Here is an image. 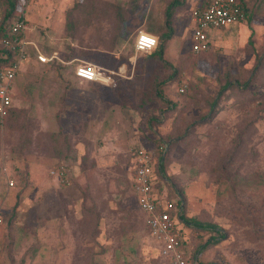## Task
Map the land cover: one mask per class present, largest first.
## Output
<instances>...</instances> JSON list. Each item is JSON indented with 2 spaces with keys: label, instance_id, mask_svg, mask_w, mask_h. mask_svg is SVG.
<instances>
[{
  "label": "rangeland",
  "instance_id": "1",
  "mask_svg": "<svg viewBox=\"0 0 264 264\" xmlns=\"http://www.w3.org/2000/svg\"><path fill=\"white\" fill-rule=\"evenodd\" d=\"M179 1L168 29L173 0H18L9 24L25 16L65 64L25 62L0 122V264H167L134 194L138 149L185 200L186 264H264V0L200 53L184 22L203 0ZM118 2L133 4L119 40ZM141 30L171 33L163 53L136 50Z\"/></svg>",
  "mask_w": 264,
  "mask_h": 264
},
{
  "label": "built area",
  "instance_id": "2",
  "mask_svg": "<svg viewBox=\"0 0 264 264\" xmlns=\"http://www.w3.org/2000/svg\"><path fill=\"white\" fill-rule=\"evenodd\" d=\"M192 20L194 24L192 50L200 53L210 49L209 30L229 27L243 21L245 12L238 0H210L207 5L192 10ZM10 30L16 37L6 38L4 45L8 49L14 50L16 57L0 69L1 123L4 122L13 107V86L25 62L36 57L37 61L41 63H49L55 59L65 63L58 51L48 55L33 39L28 37V22L25 17H20L11 24ZM158 44V36L141 30L137 36L136 50L151 53L158 47ZM93 71H97L109 80L107 74L95 65H81L76 70L79 76L100 80L93 77L91 74ZM180 90L183 92L185 89L181 88ZM52 174L60 178L65 176L61 168L52 170ZM154 174L155 166L152 153L144 149L136 150L133 188L139 207L144 214L146 226L159 243L160 254L166 259L167 264H186L183 228L185 221L181 219L183 207L178 208L176 199L169 198L166 193H161L156 188ZM9 184L13 186L14 181H10Z\"/></svg>",
  "mask_w": 264,
  "mask_h": 264
},
{
  "label": "trees",
  "instance_id": "3",
  "mask_svg": "<svg viewBox=\"0 0 264 264\" xmlns=\"http://www.w3.org/2000/svg\"><path fill=\"white\" fill-rule=\"evenodd\" d=\"M238 1L240 2L241 6H242V8H243V10L245 12V19L247 17L249 18V16H248V8L245 5L244 0H238ZM179 4H180L179 0H173V2H171L169 4V6H168V9H167V22H166L167 23L166 26L168 27V29L170 27L169 20L173 16L172 9H173L174 6L179 5ZM130 5H133V4H131V3L129 4V2H118V3L115 4L116 13L118 15V19H120V23L118 24V28H121V29H119V31L116 33V36H115L118 40L123 38L125 35H127L128 30H130L129 29V25H128V19H129V17L127 15L128 11L126 9ZM17 8H18V0H0V16L3 19L2 24L0 26V69H1L2 66L10 63L16 57L15 51L12 50V49H8L4 45V40L6 38L13 39L14 37H16V35L13 34V32L10 30V25L13 24L15 21L13 23L11 22L10 24H9V21L16 15ZM75 9L77 10V7L71 8L68 11V14H67V28H68V30H73L74 27H75V23H76L75 19H74V14L76 12ZM21 17H25V16H21ZM7 24H9V26ZM150 31H155V30L154 29L152 30V28H151ZM171 37L172 36H171L170 32H168V33L162 32L161 33L160 46L158 44V46H159V50H158L159 54L163 53V48H164L165 42L167 40H169ZM154 51H152V53ZM43 52H44V50H43ZM45 53L48 54V55L52 54V53H47V52H45ZM5 56H6V58H4ZM49 64H57L58 66H61V65L64 66L61 63V61H59L57 59L52 60L51 62H49ZM14 113H15V106L13 105V107L10 110V112L8 113L6 118L4 119V122L9 120ZM152 157H153L154 166H155L154 179L156 181V188L161 193H166L169 198L176 199L177 207L178 208H182L183 207V210H182V213H181V219H183L187 223H191V221H189L186 218V216H185V206H186L185 205V200L183 198L179 199L177 197L170 196L167 192H163L162 182H164V180H162V178H161L162 177L161 166H160L161 161H159V158L156 156L155 153H152ZM158 177H160L161 180H159ZM200 226L203 227L202 225H200ZM209 227H211L212 230L215 232V235L213 236L214 240H220L223 236H225V233L223 234L222 230L217 225L211 224ZM184 248H185V251H186V240L184 242ZM166 263H167V261H166Z\"/></svg>",
  "mask_w": 264,
  "mask_h": 264
},
{
  "label": "crops",
  "instance_id": "4",
  "mask_svg": "<svg viewBox=\"0 0 264 264\" xmlns=\"http://www.w3.org/2000/svg\"><path fill=\"white\" fill-rule=\"evenodd\" d=\"M210 0H203V1H200L199 3H197L196 5H194L193 7H192V10L194 9V8H197V7H201V6H205V5H207L208 4V2H209ZM192 10H191V16H192ZM191 18H187L186 20H185V22H184V26L185 27H188L189 26V24H191ZM193 21V20H192ZM225 27H222V29H224ZM209 38H210V40H211V42H212V38H213V34L212 33H209ZM35 41V40H34ZM36 42V41H35ZM37 43V42H36ZM37 45H38V43H37ZM39 46V45H38ZM40 47V46H39ZM41 50H43L42 48H41ZM55 52V51H54ZM57 52V51H56ZM141 53H144V52H141ZM61 56V55H60ZM62 57V56H61ZM137 203H138V201H137ZM138 206H139V204H138ZM140 208V207H139ZM141 210V209H140ZM142 212V211H141ZM143 213V212H142ZM144 215V214H143Z\"/></svg>",
  "mask_w": 264,
  "mask_h": 264
}]
</instances>
